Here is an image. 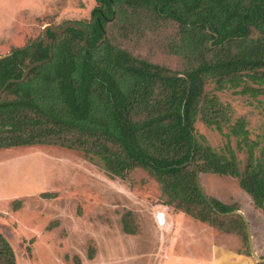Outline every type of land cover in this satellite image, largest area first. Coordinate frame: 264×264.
Here are the masks:
<instances>
[{"label": "trees", "instance_id": "1", "mask_svg": "<svg viewBox=\"0 0 264 264\" xmlns=\"http://www.w3.org/2000/svg\"><path fill=\"white\" fill-rule=\"evenodd\" d=\"M97 2L89 22H74L83 29L48 31L50 59L43 40L0 58V90L8 80L22 77L24 62L47 59L2 92L0 149L36 144L80 149L112 177L142 168L160 183L165 205L223 231L246 233L242 216L230 214L234 207L205 199L196 174L199 169L237 178L255 208L264 211V145L251 139L245 117L233 120L230 106L206 90L214 83L217 91L242 87V94L264 93V0ZM117 20L148 28L176 23L177 35L168 48L185 61L182 72L114 43ZM96 28L102 38L94 42ZM66 84L73 102L65 95ZM80 104L85 105L82 115L74 109ZM198 120L226 137L223 149L197 133ZM233 137L238 151L246 153L243 166ZM0 264H16L14 249L1 232Z\"/></svg>", "mask_w": 264, "mask_h": 264}, {"label": "rangeland", "instance_id": "2", "mask_svg": "<svg viewBox=\"0 0 264 264\" xmlns=\"http://www.w3.org/2000/svg\"><path fill=\"white\" fill-rule=\"evenodd\" d=\"M97 4V0H0V57L43 40L47 25L89 22ZM148 25L117 20L111 27L112 41L135 56L182 72L185 61L168 48L177 24ZM94 33V42L99 41L102 33L98 28ZM30 64L24 62L25 70ZM241 88L217 91L214 83L206 86L230 106L233 120L247 119L251 139L264 145V93L242 94ZM64 92L73 102L67 84ZM74 109L85 113V105ZM195 128L215 149L224 148L226 137L214 127L198 120ZM231 144L243 166L246 153L238 151L234 137ZM200 180L209 197L244 213L254 250L264 258V211L255 208L237 178L202 172ZM164 201L160 183L142 168L112 177L80 149L56 144L0 149V232L12 245L16 264L264 263L252 254L247 226L246 233L226 232Z\"/></svg>", "mask_w": 264, "mask_h": 264}, {"label": "water", "instance_id": "3", "mask_svg": "<svg viewBox=\"0 0 264 264\" xmlns=\"http://www.w3.org/2000/svg\"><path fill=\"white\" fill-rule=\"evenodd\" d=\"M70 27L83 29V28H81L80 26H78V25L75 24V23H68V24H66V25H64V26H62V27H58V26H55V25H47V26L44 27V30H43V40H44V46H45V47H46V46H49V47H50L49 59L52 57L53 52H52V44H51V41H50L49 36H48V31L51 30V31H53V32H55V33H60V34H61V33L65 32L67 29H69ZM87 38H88V33L86 32V33H85V36H84V43H85V44H87ZM0 58H1V57H0ZM45 61H47V59H46V60H40V61H37V62L32 63V64H31V65H30V66L24 71V73H23V75H22L21 78H19V79H10V80H8V81L4 84V86L1 88V90H0V96L2 95V92L5 90V88L8 86V84H9L10 82L12 83V82H21V81H24V80L27 78L29 72L31 71V69H32L33 67H35V66H37V65H40V64H43ZM196 176H197V177H196V178H197V183H198V185H199V188H200V190H201L203 196L205 197V199H206L209 203H211L209 196L206 194V192H205V190H204V188H203V186H202V184H201V180H200V171H199V169H197V174H196ZM211 204H212V203H211ZM230 214H238V215L242 216V218L244 219V221H245V223H246V226H247L248 238H249V244H250V248H251L252 254H253V256L256 258V260H258L259 262H264V258L259 257V256L257 255L256 251L254 250V246H253V243H252V235H251V233H250V228H249V225H248V223H247V220H246V218H245V216H244V213H243L241 210H233V211L230 212ZM160 219H161V217H160Z\"/></svg>", "mask_w": 264, "mask_h": 264}, {"label": "flooded vegetation", "instance_id": "4", "mask_svg": "<svg viewBox=\"0 0 264 264\" xmlns=\"http://www.w3.org/2000/svg\"><path fill=\"white\" fill-rule=\"evenodd\" d=\"M73 23V22H72ZM76 24V23H75ZM78 25V24H77ZM78 26H80V25H78ZM81 27V26H80ZM81 28H83V27H81Z\"/></svg>", "mask_w": 264, "mask_h": 264}]
</instances>
